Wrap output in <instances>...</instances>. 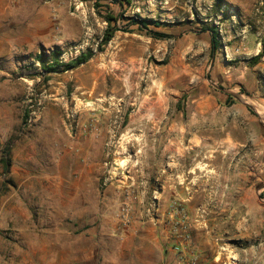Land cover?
I'll list each match as a JSON object with an SVG mask.
<instances>
[{
  "label": "rangeland",
  "instance_id": "rangeland-1",
  "mask_svg": "<svg viewBox=\"0 0 264 264\" xmlns=\"http://www.w3.org/2000/svg\"><path fill=\"white\" fill-rule=\"evenodd\" d=\"M22 1L0 6V264L264 260L235 171L264 168V0Z\"/></svg>",
  "mask_w": 264,
  "mask_h": 264
},
{
  "label": "crops",
  "instance_id": "crops-1",
  "mask_svg": "<svg viewBox=\"0 0 264 264\" xmlns=\"http://www.w3.org/2000/svg\"><path fill=\"white\" fill-rule=\"evenodd\" d=\"M22 0H0L2 10L9 11L10 5ZM241 177L238 185L237 202L241 206V217L238 221V235L248 240V249L257 254H264V168H235ZM257 239V240H256ZM263 258V257H262ZM252 264H264V260L252 261Z\"/></svg>",
  "mask_w": 264,
  "mask_h": 264
},
{
  "label": "trees",
  "instance_id": "trees-1",
  "mask_svg": "<svg viewBox=\"0 0 264 264\" xmlns=\"http://www.w3.org/2000/svg\"><path fill=\"white\" fill-rule=\"evenodd\" d=\"M145 22L146 21L140 22V25L142 27H146ZM207 30L210 33L211 50L213 52V50H215L217 48V45H219V42L217 41V38H216L218 32L214 28H207ZM158 35L161 36V34H158ZM110 37H111V32L107 34L105 39H110ZM59 53L60 52L58 50H53L50 60H45L44 53L36 54L35 59L38 62H40L41 66H42L41 67L42 72L48 74V73H50L52 71H55L57 69V67L61 65L60 62H58ZM82 60H86V56L85 55H81L80 58H78L76 60V62H71V63L65 64V65L67 67H73V66L76 65L77 62H81ZM19 69H20V72L23 73L20 76L34 75L36 73L35 71H37L36 68H34L32 70H28L25 67H21ZM4 153H5V156H3V158H1L0 164H1L2 169L4 170V172L6 173V172H8V168H9V165H10L8 148L5 150Z\"/></svg>",
  "mask_w": 264,
  "mask_h": 264
}]
</instances>
